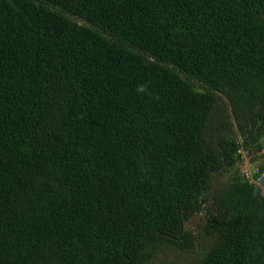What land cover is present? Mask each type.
Instances as JSON below:
<instances>
[{
	"label": "trees",
	"instance_id": "1",
	"mask_svg": "<svg viewBox=\"0 0 264 264\" xmlns=\"http://www.w3.org/2000/svg\"><path fill=\"white\" fill-rule=\"evenodd\" d=\"M173 252L264 264V0H0V264Z\"/></svg>",
	"mask_w": 264,
	"mask_h": 264
},
{
	"label": "rangeland",
	"instance_id": "2",
	"mask_svg": "<svg viewBox=\"0 0 264 264\" xmlns=\"http://www.w3.org/2000/svg\"><path fill=\"white\" fill-rule=\"evenodd\" d=\"M203 214H198L197 217H195L193 219V222L189 225L190 227H195V225H197L199 222L202 221V217ZM195 229V228H192ZM198 249H201V247H199ZM200 252L195 251V252H191L192 254L198 253ZM179 253L182 252H173V253H168L166 255H162L161 257H159L156 262L154 264H192L193 260L188 257V256H182L181 254L179 255Z\"/></svg>",
	"mask_w": 264,
	"mask_h": 264
},
{
	"label": "built area",
	"instance_id": "3",
	"mask_svg": "<svg viewBox=\"0 0 264 264\" xmlns=\"http://www.w3.org/2000/svg\"><path fill=\"white\" fill-rule=\"evenodd\" d=\"M244 154L245 155H247V154H249V151L248 150H246L245 152H244ZM249 168H246V167H244V172H247L249 175H250V173H249V170H248Z\"/></svg>",
	"mask_w": 264,
	"mask_h": 264
}]
</instances>
